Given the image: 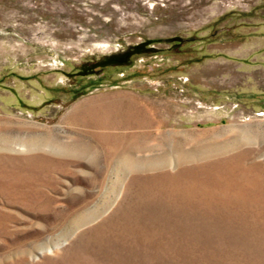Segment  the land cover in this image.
<instances>
[{"label":"rangeland","instance_id":"obj_1","mask_svg":"<svg viewBox=\"0 0 264 264\" xmlns=\"http://www.w3.org/2000/svg\"><path fill=\"white\" fill-rule=\"evenodd\" d=\"M117 100L151 124L75 118ZM242 169L264 0H0V264H264V194L215 197Z\"/></svg>","mask_w":264,"mask_h":264},{"label":"bare ground","instance_id":"obj_2","mask_svg":"<svg viewBox=\"0 0 264 264\" xmlns=\"http://www.w3.org/2000/svg\"><path fill=\"white\" fill-rule=\"evenodd\" d=\"M131 107H134V103H132V100L130 102H125V103L123 100L104 101V102H99V104L97 103L93 107L87 109L85 111L86 114H83V115L75 114V118L78 119L79 122L86 123L89 125H94L96 127H100L103 129H113L118 126L120 128H123L126 125H130V123L134 124V126H137L139 128L141 127L145 128L146 126L148 127L151 124L149 119H152V118L145 117V115L142 112H140L138 108L135 110L134 118H133L131 115L133 114L134 108L131 109ZM81 108L85 109L88 107L82 106ZM108 135L111 137L110 134ZM134 136H132L133 138L132 140L131 138H128L125 135H122L121 137H119L118 140L117 138H113L112 140L113 141L116 140L115 143L117 142L119 144H123V146L127 145V149H129V146H132L131 148L133 149L134 148L133 144L137 140V138L139 136L141 138H144L146 135L139 134L136 137ZM135 144H138V143H135ZM149 162L151 163L150 160L145 161L143 163L149 166L150 165ZM222 167L224 166L222 165ZM138 169H141V168L138 167ZM228 171L229 172H227L226 174L224 172L213 174L215 179L217 177L224 179V182H223L224 185H221L222 188H220L219 193L215 195L216 199H222L226 197L230 193V190L233 189L232 196L231 197L228 196L229 203H235L237 202V198H240L243 203L251 204V207H253L252 204H255L254 202H258L259 200H261V195L264 194L263 193L264 192V180L262 179L260 180L258 173H256L257 171L254 172V174L252 175H250V172L248 173L246 169L245 170L242 169L240 174L238 175H235L233 171H230V170ZM211 180H212V177H211ZM241 184H244L243 188L240 187ZM156 185H157V182H156ZM238 185L240 186L238 187Z\"/></svg>","mask_w":264,"mask_h":264}]
</instances>
